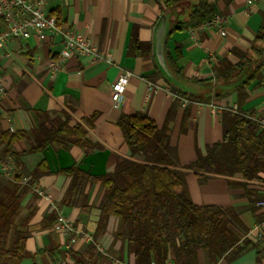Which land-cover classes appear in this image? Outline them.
I'll return each instance as SVG.
<instances>
[{
    "label": "crops",
    "instance_id": "crops-1",
    "mask_svg": "<svg viewBox=\"0 0 264 264\" xmlns=\"http://www.w3.org/2000/svg\"><path fill=\"white\" fill-rule=\"evenodd\" d=\"M207 2L213 5L217 16L222 19L224 36L220 35L214 24H205L206 22L171 31L177 23L188 22L196 0H178V4L167 14H161L154 0H46L45 9L48 14L59 11L62 30L88 37L98 51L110 55L112 64L93 63L89 57L72 56L66 60L62 69L52 72L48 63L57 57L63 47L61 34L51 35L44 41H39L34 36L28 39H10L0 48V76L6 89L5 94L0 97V132L29 131L39 121L38 112H47L51 116L68 112L70 126L80 123L85 116L99 113L94 127L88 130L87 137L92 142L100 143L103 149L85 155L75 146L69 150L47 147L42 152L21 157L23 172H31L39 162L45 160L51 172L76 165L92 175L106 173L115 154L126 157L130 154L115 125L121 113L131 115L146 112L159 127L167 118L170 144L177 148L181 165L194 161L197 153L205 152L206 146L220 141L222 113L212 112L209 104L237 107L236 88L248 72L230 83L218 85L215 83V68L222 58H227L232 64L237 62V58L231 54L232 50L247 52L252 59L259 58L252 48L263 47V43L254 42V38L263 23L264 0ZM163 16L167 19V34L163 43L164 59L166 48L174 58L179 51L180 57L176 63L186 78L210 79L206 85L184 87L194 93L210 96V101L184 103L186 99L172 94L164 80L155 75L157 64L154 54L153 58L127 55L133 26H137L138 37L142 42L153 43L154 53L155 29ZM124 71H129L131 76L123 101L115 106L110 97L112 84ZM262 73L264 76V68ZM152 75H155L154 79L148 80L147 77ZM254 84L255 82L245 90L247 99L242 111L262 115L264 81L258 87H254ZM31 143V139L26 138L15 148L21 151L29 148ZM242 180L240 174L233 177L235 182ZM69 182L70 177L52 174L41 177L33 186L48 191L59 204ZM186 183L190 198L195 204L233 207L241 228L232 225V230L240 240L247 239L254 244V247L244 253L234 258H223L216 264H264V251L253 231L258 222V212L250 210L243 190L230 188L227 179L219 176H213L206 183L199 184L196 176L189 173ZM257 183L256 181L255 184ZM82 195L85 197L83 209L78 205L61 208L63 214L78 229L91 236L108 255L99 254L95 248L100 258L96 257V261L91 258L87 260L93 261L92 264H116L114 260L128 264L127 257L122 253V243L115 239V234L120 229L116 218H107L104 230L94 238L103 189L99 184L87 185ZM30 211L34 212L26 241L30 257L22 264H75L71 256L65 257L63 238L51 225L45 223L49 214L48 203L39 197L32 200L31 194H28L22 201L20 217H25ZM86 246L81 239L72 249L82 255ZM38 250H44V253L34 255ZM198 257L200 264H207L206 252L200 251Z\"/></svg>",
    "mask_w": 264,
    "mask_h": 264
},
{
    "label": "trees",
    "instance_id": "trees-1",
    "mask_svg": "<svg viewBox=\"0 0 264 264\" xmlns=\"http://www.w3.org/2000/svg\"><path fill=\"white\" fill-rule=\"evenodd\" d=\"M154 1L161 14H167L178 4V0ZM48 15H54L59 24V11H51ZM216 15L215 8L207 0H196L188 22L177 23L171 31L208 22ZM137 31V26H133L127 55L153 58V43L142 42ZM255 41L263 43L260 49L252 48L259 55L258 59H252L247 52L232 50L231 54L237 58L235 64L227 58L219 60L215 68V83L218 85L230 83L248 72L236 88L238 112L224 111L221 140L206 146L204 153H197L196 159L185 165L180 164L177 148L170 144L167 118L159 127L146 112L119 115L115 125L130 154L127 157L115 154L107 172L99 176L76 165L51 172L45 160L31 172L24 173L21 162L22 156L42 152L47 147L69 150L75 146L85 155L102 150L100 143L87 137L99 113L85 116L80 123L70 126L68 112L57 116L38 112L39 121L29 131L0 132V167L8 157L16 166L11 177L0 171V264H22L28 258L26 241L34 212L20 217L22 201L28 194L36 200L38 196L33 185L41 177L52 174L70 177L59 207L78 205L83 209L85 187L100 185L103 196L94 238L104 230L107 218H116L120 229L115 239L122 243V253L128 264H200V251L206 252L207 264H216L223 258H234L254 247L249 240H240L232 230V225L241 228L233 207L197 205L191 200L186 176L193 173L199 184L206 183L213 176L226 178L230 188L243 190L250 210L258 212V221L262 219L263 212L256 203L263 198L264 129L245 116L242 106L247 99L245 90L253 82L254 87H258L264 81V18ZM164 54L175 81L166 79L157 66L155 75L164 80L168 90L189 102L210 101V96L184 89L185 86L206 85L210 79L186 78L176 63L180 52L174 58L166 48ZM155 75L147 79L152 81ZM26 138L32 141L30 147L16 150L15 146ZM236 174L242 176L241 182L233 181ZM23 177L25 182L22 183ZM55 218V212L49 213L45 223L53 226ZM68 252L75 264H92L93 261L89 262L87 258L96 261L100 256L92 242L87 244L82 255L74 250ZM42 253L44 250H38L34 255Z\"/></svg>",
    "mask_w": 264,
    "mask_h": 264
},
{
    "label": "built area",
    "instance_id": "built-area-1",
    "mask_svg": "<svg viewBox=\"0 0 264 264\" xmlns=\"http://www.w3.org/2000/svg\"><path fill=\"white\" fill-rule=\"evenodd\" d=\"M46 0H0V48L6 42L13 38L28 39L34 36L39 41L46 40L49 36L61 34L63 37V47L57 57L50 60L48 66L52 72H56L64 67L67 59L72 56L89 57L90 61L105 62L112 64L110 55L98 51L90 39L81 33H75L69 30H62L54 16L48 15L45 9ZM222 19L215 16L212 20L205 24H214L220 33L224 36L225 31L222 25ZM131 73L129 71L122 72L115 82L112 84L111 100L115 106L123 101L124 93L128 85ZM5 84L0 76V97L5 94ZM184 103L189 101L184 100ZM214 113H223L230 111L237 113L236 106H223L209 104ZM245 116L256 121L260 128L264 129V114L257 115L245 113ZM0 171L7 177L16 171L14 160L8 157L2 162ZM21 182H25L23 177ZM33 191L41 199L48 203V212H55L56 218L52 228L63 238L64 247L67 251L65 257L70 256L69 250L78 243L79 240L88 244L92 242L97 252L103 256H108L104 249L96 243L91 236L82 230L78 229L73 221L67 218L62 211V208L54 201L53 196L45 189L39 186H33ZM263 198L256 203V206L263 212L262 219L253 227V231L257 234V238L264 249V187L262 189ZM116 264H127L124 261L114 260Z\"/></svg>",
    "mask_w": 264,
    "mask_h": 264
},
{
    "label": "water",
    "instance_id": "water-1",
    "mask_svg": "<svg viewBox=\"0 0 264 264\" xmlns=\"http://www.w3.org/2000/svg\"><path fill=\"white\" fill-rule=\"evenodd\" d=\"M167 19L165 16L162 17L158 27L155 29L154 36V56L156 60V64L164 77L170 81H175L173 75L169 71L166 61L163 56V43L164 38L167 34L166 29Z\"/></svg>",
    "mask_w": 264,
    "mask_h": 264
},
{
    "label": "rangeland",
    "instance_id": "rangeland-1",
    "mask_svg": "<svg viewBox=\"0 0 264 264\" xmlns=\"http://www.w3.org/2000/svg\"><path fill=\"white\" fill-rule=\"evenodd\" d=\"M89 244V243H88ZM95 247V246H94Z\"/></svg>",
    "mask_w": 264,
    "mask_h": 264
}]
</instances>
